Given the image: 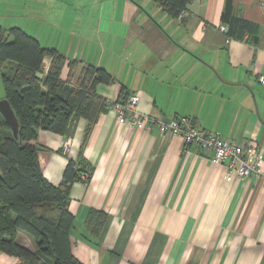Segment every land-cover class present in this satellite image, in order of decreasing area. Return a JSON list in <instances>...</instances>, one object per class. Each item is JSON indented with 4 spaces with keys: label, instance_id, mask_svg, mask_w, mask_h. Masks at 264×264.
Returning a JSON list of instances; mask_svg holds the SVG:
<instances>
[{
    "label": "crops",
    "instance_id": "obj_1",
    "mask_svg": "<svg viewBox=\"0 0 264 264\" xmlns=\"http://www.w3.org/2000/svg\"><path fill=\"white\" fill-rule=\"evenodd\" d=\"M224 4L192 0L172 18L153 0H0L1 29L18 28L79 62L74 77L90 65L114 80L97 88L113 106L83 147L84 119L68 138L42 131L34 143L51 185L80 155L90 171L69 190L80 263L264 264V163L259 175L226 182L212 153L147 122L187 117L220 138L258 145L264 160V0H232L234 14L251 24L245 41L219 30ZM131 95L146 117L140 128L116 119L124 105L116 101ZM92 210L106 214L97 245L86 239ZM18 242L33 246L23 233ZM0 264L20 262L0 252Z\"/></svg>",
    "mask_w": 264,
    "mask_h": 264
},
{
    "label": "trees",
    "instance_id": "obj_2",
    "mask_svg": "<svg viewBox=\"0 0 264 264\" xmlns=\"http://www.w3.org/2000/svg\"><path fill=\"white\" fill-rule=\"evenodd\" d=\"M172 18H179L192 0H153ZM220 21L229 39L244 40L251 24L234 14L232 0H225ZM50 58L44 73V58ZM9 66L8 73L4 72ZM67 67L65 80L61 72ZM67 61L55 49L42 48L18 28H0V72L8 101L18 122L15 138L0 114V252L20 264H82L72 254L74 217L68 209L69 190L81 176L89 178L84 158L68 160L59 186L42 175L34 145L42 131L70 137L79 119L87 122L81 147L98 121L113 104L97 94L100 85L114 82L102 68ZM121 97L116 101L122 102ZM85 178V179H86ZM88 179H86L87 181ZM106 214L92 210L85 230L87 241H96ZM19 233L32 240L27 247L18 242ZM97 245V241L95 242Z\"/></svg>",
    "mask_w": 264,
    "mask_h": 264
},
{
    "label": "built area",
    "instance_id": "obj_3",
    "mask_svg": "<svg viewBox=\"0 0 264 264\" xmlns=\"http://www.w3.org/2000/svg\"><path fill=\"white\" fill-rule=\"evenodd\" d=\"M219 30L225 32V27L220 26ZM259 82L264 86V77H260ZM138 101L139 95H131L126 104L116 106L118 123L133 128L144 125L146 117L139 115L135 109ZM147 122L161 134L178 137L185 145H194L204 152L212 153L211 161L223 168V178L226 182L244 180L261 173L264 160L258 145L244 146L220 138L187 117H178L169 121L148 119Z\"/></svg>",
    "mask_w": 264,
    "mask_h": 264
},
{
    "label": "water",
    "instance_id": "obj_4",
    "mask_svg": "<svg viewBox=\"0 0 264 264\" xmlns=\"http://www.w3.org/2000/svg\"><path fill=\"white\" fill-rule=\"evenodd\" d=\"M0 114L5 119L7 124L10 126L12 133L16 138L18 132V122L14 116V113L8 101L5 99V91L1 79V72H0Z\"/></svg>",
    "mask_w": 264,
    "mask_h": 264
},
{
    "label": "rangeland",
    "instance_id": "obj_5",
    "mask_svg": "<svg viewBox=\"0 0 264 264\" xmlns=\"http://www.w3.org/2000/svg\"><path fill=\"white\" fill-rule=\"evenodd\" d=\"M9 67L8 66H6V68L4 69V72H6V73H8V71H9V69H8ZM75 78H77V77H74V80H75Z\"/></svg>",
    "mask_w": 264,
    "mask_h": 264
}]
</instances>
